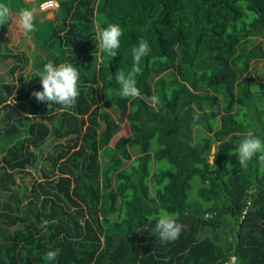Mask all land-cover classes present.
Listing matches in <instances>:
<instances>
[{
	"label": "trees",
	"instance_id": "16d2710c",
	"mask_svg": "<svg viewBox=\"0 0 264 264\" xmlns=\"http://www.w3.org/2000/svg\"><path fill=\"white\" fill-rule=\"evenodd\" d=\"M58 2L39 68L26 83L0 78V264H49L53 249V264H264V172L236 155L247 130L264 139V83L248 70L264 59V0ZM97 21L121 25L115 57L99 53ZM142 38L141 96L123 99L115 75L131 70ZM49 61L80 72L74 108L29 99ZM166 70L168 81L154 80ZM103 99L129 134L118 136ZM129 148L139 155L120 169ZM160 209L184 226L174 242L154 235Z\"/></svg>",
	"mask_w": 264,
	"mask_h": 264
},
{
	"label": "clouds",
	"instance_id": "9594fccd",
	"mask_svg": "<svg viewBox=\"0 0 264 264\" xmlns=\"http://www.w3.org/2000/svg\"><path fill=\"white\" fill-rule=\"evenodd\" d=\"M45 12V11H41ZM11 16L10 8L6 3L0 2V25L9 22ZM36 17L34 10L24 8L19 11L17 23L24 33L36 31ZM94 31L98 41V50L100 54H106L107 57H115L117 50L121 46V37L123 29L118 23H109L107 27H102L101 22L94 24ZM151 52L149 42L146 39H140L137 46L133 47L132 67L127 73L124 71L116 72V80L120 84L118 95L123 99H136L141 96L139 88L136 86V77L142 72L141 62ZM42 91H33L31 95L37 102L47 105L48 110L53 105H60L64 109H71L76 106L77 98L80 95V72L71 63L55 64L52 61L44 64L39 74ZM236 155L241 169H247L249 163L256 158L260 165V171L264 172V139L254 134H247L240 140L236 148ZM215 156V154H214ZM214 156L212 164L214 165ZM150 220H156L154 226V235L162 242H174L183 231V225L177 222V216L165 209H160L157 215L149 217ZM48 221L41 224L42 229H46ZM59 249H53L45 253L44 259L53 264L59 255Z\"/></svg>",
	"mask_w": 264,
	"mask_h": 264
},
{
	"label": "rangeland",
	"instance_id": "374dc122",
	"mask_svg": "<svg viewBox=\"0 0 264 264\" xmlns=\"http://www.w3.org/2000/svg\"><path fill=\"white\" fill-rule=\"evenodd\" d=\"M42 0H0L2 3H6L11 12L10 20L8 23L4 25H0V52L1 53H12L16 54L18 53V58H21V54L24 53V64H22V60L16 58H7L2 60L0 58V78L4 75L5 79L3 82L8 83L13 78V83L18 84L21 80L26 83V79L28 76H30V72L32 70L38 69L39 62L46 58L48 55L45 53L44 47L47 45V35H46V28L49 26V21L46 19H54V24H57L56 20V9H50L45 11L43 14L39 10L38 5ZM28 8L31 10H34V14L36 17V31L32 33H24L21 28L19 27L17 20H18V14L21 9ZM43 45V46H42ZM58 49V48H57ZM60 51V50H59ZM21 63L19 66L18 64ZM16 64L15 73L8 76V69ZM21 65L24 67L23 71L20 73H17L19 70V67ZM250 75L252 77V80L254 81L256 86L262 85L264 83V59H254L250 61V66L248 68ZM170 71L166 70L161 72L159 75L154 76V80L156 79H163L164 81H168L170 79ZM22 75V77H21ZM237 73H235V76ZM244 74L242 76H237L238 80H241L243 78ZM109 89L106 90V96L109 95ZM32 92L29 94V99L33 97L31 95ZM13 102V100H11ZM149 104H151L153 107H155V96H152L150 99H148ZM222 106L224 105L223 100H221L220 103ZM99 106L105 108L107 111L110 112V115L118 122V115L115 113L112 107L106 106L104 104V99L99 102ZM239 107L238 105H235L234 112L238 113ZM242 123L246 124V122L242 121ZM199 127L195 126L193 129L194 131L197 130ZM129 126L127 120H123L120 122V130L118 131V136L127 135L129 134ZM253 134L252 130H247L246 134ZM115 138H113L114 141ZM217 143H213L210 148V155H209V162L212 163L213 156H217ZM131 159L125 162L120 169L127 168L132 161L139 155V152L136 148H129ZM214 156V158H215ZM154 168V161H151V172ZM197 180L194 179L193 181V188L192 191L196 190L197 186ZM234 259L232 258L229 262V264H233Z\"/></svg>",
	"mask_w": 264,
	"mask_h": 264
},
{
	"label": "built area",
	"instance_id": "2783aa9c",
	"mask_svg": "<svg viewBox=\"0 0 264 264\" xmlns=\"http://www.w3.org/2000/svg\"><path fill=\"white\" fill-rule=\"evenodd\" d=\"M58 6H59L58 0H42L39 3L38 8L40 11H47L50 9H57Z\"/></svg>",
	"mask_w": 264,
	"mask_h": 264
},
{
	"label": "crops",
	"instance_id": "0c3cea01",
	"mask_svg": "<svg viewBox=\"0 0 264 264\" xmlns=\"http://www.w3.org/2000/svg\"><path fill=\"white\" fill-rule=\"evenodd\" d=\"M43 13V12H42Z\"/></svg>",
	"mask_w": 264,
	"mask_h": 264
}]
</instances>
